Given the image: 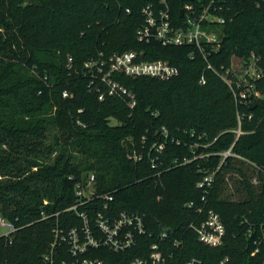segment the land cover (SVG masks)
Listing matches in <instances>:
<instances>
[{"label": "trees", "instance_id": "1", "mask_svg": "<svg viewBox=\"0 0 264 264\" xmlns=\"http://www.w3.org/2000/svg\"><path fill=\"white\" fill-rule=\"evenodd\" d=\"M154 1L0 0V215L16 228L0 236V264H47L57 216L43 219V213L72 205L77 183L90 174L98 192L114 194L116 210L145 215L150 234L143 247L168 230L162 243L167 264L194 258L220 264L227 257L225 264H264V235L255 226L250 237L245 222L259 224L264 215V101L255 108L238 106L200 53L190 58L193 46L140 41L141 8ZM189 1L169 0L178 24ZM225 13L224 42L211 63L221 69L252 51L264 58V0H226ZM127 50L147 60L166 59L180 70L168 80L115 73L135 94L133 108L124 96L100 99L89 87L85 66ZM238 111L253 116L243 119L245 133L236 140ZM232 144L241 157L222 163L213 153ZM249 168L261 178L258 186ZM213 170L216 181L205 204L197 182ZM209 209L226 226L217 247L200 241L190 227ZM59 216L71 218L67 227L80 224L74 212ZM140 253L114 258L125 261Z\"/></svg>", "mask_w": 264, "mask_h": 264}, {"label": "built area", "instance_id": "2", "mask_svg": "<svg viewBox=\"0 0 264 264\" xmlns=\"http://www.w3.org/2000/svg\"><path fill=\"white\" fill-rule=\"evenodd\" d=\"M226 0H190L182 5L180 11L181 22L178 24L170 13L169 0H155L141 8L143 16L142 25L137 30L140 41L151 43L157 41L164 46L190 45L195 48L190 53L194 59L197 51L207 61L206 69L215 72L229 87L237 105H255L258 101H264V58L262 55L252 51L247 57L238 62H231L229 66L222 65L216 68L210 61V57L217 53L223 45L227 24L225 13ZM131 13L130 8H126ZM72 61V58H70ZM89 79V87L99 93V98L104 99L106 95H120L127 98L131 108L137 103L135 94L116 80L115 73L137 77H153L162 80L171 79L179 75V67L162 58L147 60L142 58L136 50L124 52H113L105 59H90L85 63ZM200 82L206 83L205 75ZM68 92H64L67 96ZM253 114L238 111V126L234 129L236 140L245 133L243 130V119ZM166 131V129L164 128ZM235 140V141H236ZM235 144V142H234ZM234 144L227 150L213 153L221 156L222 163L230 156L240 158L233 151ZM164 149V145L156 146L157 153ZM137 159L141 156L135 155ZM158 158V156H156ZM187 160L186 162H189ZM155 167V158L152 159ZM217 170L206 173L197 182V187L203 190V202L206 204V196L214 187ZM95 175L90 174L88 178L79 181L76 185V201L56 212L53 215L43 213V219L57 216L54 227V237L44 255L47 264H167V256L164 253L162 243L169 237L167 229H162L157 237V242L143 247L149 230L145 215L139 211L116 210L112 205L114 194L109 192H98L95 186ZM47 202V201H46ZM87 206L89 208H87ZM194 207L193 201L188 203ZM203 207L198 212H203ZM67 212H74L80 219V224L67 227L71 223L70 217H62ZM64 221V222H62ZM248 235H254V228L258 226L264 235V215L259 224H250ZM6 228L2 231V228ZM190 227L197 232L198 238L210 246H220L224 242L226 226L220 214L213 209L206 212L205 219L199 224L193 222ZM16 230L14 224L0 216V236L10 235ZM259 241L262 237H258ZM259 241H256L259 242ZM180 245V241L175 242ZM138 249L140 254L135 257L114 258ZM259 252L256 248L252 255ZM229 258H225L220 264H225ZM196 258L187 264H198Z\"/></svg>", "mask_w": 264, "mask_h": 264}, {"label": "rangeland", "instance_id": "3", "mask_svg": "<svg viewBox=\"0 0 264 264\" xmlns=\"http://www.w3.org/2000/svg\"><path fill=\"white\" fill-rule=\"evenodd\" d=\"M254 172V174L252 175V182H253V184L254 185H256V186H258L259 184H260V180H261V178L263 179V180H261V182H263L264 181V175L263 176H261V178L259 179V177H257V176H255V174L257 173L256 171H254V169L253 168H249L248 170H247V173L248 174H251V173H253ZM239 177V176H238ZM232 181H231V179H230V185L232 186V183H231ZM1 216V215H0ZM6 230V228H2V231H5Z\"/></svg>", "mask_w": 264, "mask_h": 264}, {"label": "water", "instance_id": "4", "mask_svg": "<svg viewBox=\"0 0 264 264\" xmlns=\"http://www.w3.org/2000/svg\"><path fill=\"white\" fill-rule=\"evenodd\" d=\"M181 13H182V12H181ZM251 107H252V108H255V105H252Z\"/></svg>", "mask_w": 264, "mask_h": 264}]
</instances>
